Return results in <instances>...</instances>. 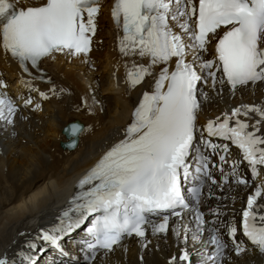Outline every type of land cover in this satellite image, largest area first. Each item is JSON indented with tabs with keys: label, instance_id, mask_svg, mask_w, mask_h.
<instances>
[{
	"label": "snow or ice",
	"instance_id": "obj_1",
	"mask_svg": "<svg viewBox=\"0 0 264 264\" xmlns=\"http://www.w3.org/2000/svg\"><path fill=\"white\" fill-rule=\"evenodd\" d=\"M96 5L98 0H45L41 6L18 8L15 0H0L2 46L18 58L22 66L25 61H31L35 66L40 58L65 49L73 55L87 54L91 43L87 33H95V15L99 12ZM112 15L118 26L121 16L123 18V54H137L138 48V55L152 58L151 65L167 63L172 57L178 59L176 70L169 74L168 69L163 68L154 91L144 94L133 113L134 119L126 130L125 139L114 145L80 180L78 186L81 189L91 186L73 198V211L79 216L65 225L63 217L69 216L65 211L61 226L43 235L44 240L59 248L61 236L58 233L67 234L98 213L87 229L94 239L88 243L93 254L97 248L112 251L124 236L135 234L143 238L144 225L151 223L148 214L171 212L179 216L177 208L189 207L182 194L181 176L187 179L195 174L201 182L193 188L197 203L203 179L210 178L207 157L200 156L194 163L189 162L195 151L194 130L199 107L195 92L201 76L192 64L185 62V50L206 51L210 34L215 35L221 27L227 28L216 44V54L228 83L234 89L238 84L264 80V47L260 46L264 39V0H198V3L197 0H116ZM170 21L175 22L181 33L173 30ZM151 65L134 63L127 73L130 86L134 87L145 76L152 75ZM213 66L214 61L202 64L204 69ZM209 74L215 80V73ZM0 87H5L2 81ZM41 95L47 99L45 94ZM243 107V113L240 108L234 109L231 117L225 114L222 122L219 118L209 121L206 131L209 136L231 140L243 152L252 174L257 176L258 166H264V135L257 134L260 121L251 126L252 131H248V123L239 119L235 120L234 126L229 122L241 114L247 116L249 112L264 119V108ZM5 109L9 114L15 111L10 100L0 98V119L7 118ZM79 131L78 126H73L71 134L76 135ZM204 143L214 151L221 147L209 141ZM222 147L227 152L228 145ZM238 183L246 184L247 181L240 179ZM261 195L262 190L258 187L255 195L249 196L240 227L244 235L264 252V213L260 211L264 205L257 203ZM198 219L203 224L199 216ZM167 222L165 215L163 223L152 224L153 233L164 232ZM237 231L235 225L229 228L232 236ZM199 238L198 233H193L194 241ZM211 242L216 246L217 255H210L204 264H215L225 247L214 235ZM243 251L236 245L237 255ZM25 259L31 261V257ZM180 259L187 261L189 256L185 253ZM0 264H6V261L0 259Z\"/></svg>",
	"mask_w": 264,
	"mask_h": 264
},
{
	"label": "bare ground",
	"instance_id": "obj_2",
	"mask_svg": "<svg viewBox=\"0 0 264 264\" xmlns=\"http://www.w3.org/2000/svg\"><path fill=\"white\" fill-rule=\"evenodd\" d=\"M114 1L104 0L97 5L95 33H87L91 40L89 53L73 56L64 52L42 61L44 79L51 84L24 75L21 83L24 102L19 103L25 107L24 119L16 126L0 123V259L6 264H16L20 248L36 236L39 226L53 221L60 204L65 209L75 205L69 200L81 190L80 180L114 145L125 139L135 99L150 84L145 78L134 87H122L125 91L115 87V77L119 84L123 81L124 61L130 69L133 63L142 65L143 60L140 57L137 63L136 54L121 52L123 37L116 30L111 13ZM15 2L25 8L45 1ZM171 24L181 33L176 24ZM195 54L196 51L188 54L190 61H195ZM146 60H151L148 55ZM0 68L5 70L11 84L17 81L20 68L3 48L1 39ZM162 69L159 66L158 70ZM32 73L39 74L35 70ZM0 81L6 85L1 76ZM0 98H3L1 94ZM38 100H44L45 104L36 114L35 107H41ZM214 102L204 109L220 111L221 99L214 98ZM75 120L85 125L84 131L79 136V145L72 151H64L62 143L67 138L63 128ZM90 186L86 185L83 190ZM182 217V221L170 217L172 226L165 234L153 233L152 224L156 223H150L147 239L124 242L113 253L102 255L95 264H174L185 253L196 254L208 249L203 229L191 221L187 212ZM193 233H198L199 240L192 239ZM237 259V264H264L261 256ZM228 264H235L234 260L230 259Z\"/></svg>",
	"mask_w": 264,
	"mask_h": 264
},
{
	"label": "rangeland",
	"instance_id": "obj_3",
	"mask_svg": "<svg viewBox=\"0 0 264 264\" xmlns=\"http://www.w3.org/2000/svg\"><path fill=\"white\" fill-rule=\"evenodd\" d=\"M65 208H66V207H64V204H63V203L60 204L59 207H58V209H59L60 211H61V210H64ZM60 211H56V215H54V217H53V221H54L55 217L58 216V214H59Z\"/></svg>",
	"mask_w": 264,
	"mask_h": 264
}]
</instances>
